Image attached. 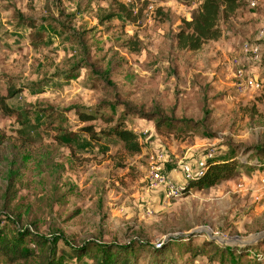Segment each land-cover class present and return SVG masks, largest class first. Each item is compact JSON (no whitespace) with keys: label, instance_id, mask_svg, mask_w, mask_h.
<instances>
[{"label":"rangeland","instance_id":"obj_1","mask_svg":"<svg viewBox=\"0 0 264 264\" xmlns=\"http://www.w3.org/2000/svg\"><path fill=\"white\" fill-rule=\"evenodd\" d=\"M201 1L0 0V99L11 109L0 102V228L60 238L58 250L207 240L246 254L227 256L226 264H264V242L233 250L210 242L206 232L224 238L264 232V156L252 150L264 146V87L240 95L230 72L243 43L256 40L264 0L246 2L221 41L179 50L175 36ZM258 76L264 81V65ZM126 107L197 128L168 132L128 114L125 128L142 145L133 154L115 137L94 142L82 130L115 123L99 117L83 124L75 112L99 108L117 121ZM207 111L211 120L204 123ZM158 152L166 155L163 173L180 183L182 161L232 158L247 166L229 181L168 200L148 187ZM138 255V264L150 262ZM177 258L173 264H191Z\"/></svg>","mask_w":264,"mask_h":264},{"label":"trees","instance_id":"obj_2","mask_svg":"<svg viewBox=\"0 0 264 264\" xmlns=\"http://www.w3.org/2000/svg\"><path fill=\"white\" fill-rule=\"evenodd\" d=\"M247 0H202L199 7L193 11L190 20L183 21V27L176 34V45L179 50L196 52L210 42H218L226 38L228 28L232 26L233 19L240 11H243ZM120 11L124 12L128 19L134 20V14L128 11L124 5H120ZM111 14L103 17L102 21L114 18ZM18 25H25L26 21L21 20V15L16 16ZM28 24V23H27ZM5 110V99H0ZM101 108V107H99ZM96 109L93 113L75 109L81 123H89L97 120L99 117L104 118L106 123L114 124L109 128L97 131L93 127H84L82 130L92 141H101L104 137H115L120 140L126 150L130 153H139L142 145L138 135L133 131L125 128L124 116L136 114L140 118L155 120L156 126L161 130L168 132H177L182 134L190 128H197L188 121H177L171 117H165L162 112L147 113L130 109L126 107L123 114L118 117L117 121L114 115L104 116V111ZM107 108H103L106 110ZM211 111H207L204 117V123L211 120ZM74 133H71V136ZM257 156H264V146H257L254 149ZM250 152V151H249ZM248 154V151L245 152ZM244 163L234 160H209L207 169L202 177H195L189 180L184 195L192 189L204 190L219 185L222 182L229 181L238 173L240 167H245ZM60 238L53 240L39 236L36 231L24 228L18 230H7L5 227L0 228V264L2 260L7 264H66L69 261H78L82 263L86 257H89L91 264H138V254H144L149 257L150 262L147 264H173L178 261L177 256L184 261L195 264L198 257H207L209 264L218 262L226 264L227 256L241 258L245 253H239L237 250L232 251L224 249L215 243H209L204 240L201 244L196 245L182 238L180 242L162 243L160 247L148 246L141 242L130 243L129 245H115L95 243L83 247L70 246L69 249L61 248L58 250ZM35 244L37 249L31 248ZM233 257V258H232Z\"/></svg>","mask_w":264,"mask_h":264},{"label":"built area","instance_id":"obj_3","mask_svg":"<svg viewBox=\"0 0 264 264\" xmlns=\"http://www.w3.org/2000/svg\"><path fill=\"white\" fill-rule=\"evenodd\" d=\"M249 5L255 7L256 3L249 0ZM255 41H246L240 48V52L230 60V72L235 91L240 95L256 93L263 89L264 81L258 76L260 68L264 65V22L257 30ZM166 155L158 152L156 160L151 164L147 178L151 191H161L168 199H176L184 195L189 180L202 177L207 169V162L201 161L196 165L181 162V171L184 174V182H176L163 173L162 161ZM151 214L152 211H149ZM162 243L157 244L160 247Z\"/></svg>","mask_w":264,"mask_h":264},{"label":"water","instance_id":"obj_4","mask_svg":"<svg viewBox=\"0 0 264 264\" xmlns=\"http://www.w3.org/2000/svg\"><path fill=\"white\" fill-rule=\"evenodd\" d=\"M206 231V230H205ZM209 236L210 242H216L221 246H227L231 249L244 248V247H253L259 245L261 242H264V232L257 234L249 238H224L222 236L214 235L213 233L206 231Z\"/></svg>","mask_w":264,"mask_h":264}]
</instances>
